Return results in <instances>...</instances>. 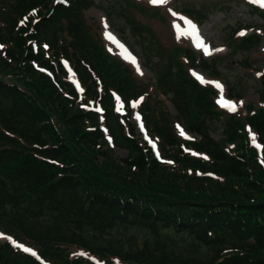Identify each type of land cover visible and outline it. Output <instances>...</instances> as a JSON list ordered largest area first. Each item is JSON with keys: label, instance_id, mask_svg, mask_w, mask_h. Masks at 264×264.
I'll return each mask as SVG.
<instances>
[{"label": "trees", "instance_id": "1", "mask_svg": "<svg viewBox=\"0 0 264 264\" xmlns=\"http://www.w3.org/2000/svg\"><path fill=\"white\" fill-rule=\"evenodd\" d=\"M94 5L0 0L1 231L48 264H96L88 256L104 264H264V106L245 117L220 110L216 92L190 73L206 71L208 61L189 47L176 48L177 86L156 80L139 88L129 66L107 52L87 23ZM32 8L40 11L36 24L19 27ZM253 39H240V47ZM260 83L264 103V78ZM114 91L127 103L125 116L115 110ZM139 95L148 96L141 113L164 163L131 119L128 101ZM92 104L101 111L84 108ZM178 122L199 137H182ZM219 123L223 135L215 139ZM112 145L127 157L115 156ZM8 173L13 192L4 183ZM138 233L153 239L139 243ZM0 264L41 263L0 241Z\"/></svg>", "mask_w": 264, "mask_h": 264}, {"label": "rangeland", "instance_id": "2", "mask_svg": "<svg viewBox=\"0 0 264 264\" xmlns=\"http://www.w3.org/2000/svg\"><path fill=\"white\" fill-rule=\"evenodd\" d=\"M95 4L86 14L88 23L101 39L104 37L112 53L132 66L139 88L156 80L162 81L166 89L177 86L174 80L179 64L175 49L177 45L191 46L198 59L208 61L209 67L206 71L199 68L194 76L202 78L197 79L203 86L219 90L218 102L224 111L245 117L253 109L264 106L259 97L260 79L264 76V20L261 16L264 7L260 0H166L165 3L95 0ZM241 28L247 30L236 35V30ZM252 34L258 39H253L249 47L241 48L240 37ZM122 82L131 87L123 77ZM231 88V93L237 95L236 103L229 99ZM164 99L174 110L168 98ZM221 99L225 105L234 104L236 110L222 106ZM212 135L215 139L222 137L221 123L215 126ZM116 152L119 157L126 154L118 149ZM9 175L4 183L13 192ZM10 200L5 201L3 212L6 214L13 207ZM36 210L39 207L35 206ZM48 211L43 208L40 218H48ZM137 236L139 243L146 237L153 239L148 234L138 233Z\"/></svg>", "mask_w": 264, "mask_h": 264}, {"label": "snow or ice", "instance_id": "3", "mask_svg": "<svg viewBox=\"0 0 264 264\" xmlns=\"http://www.w3.org/2000/svg\"><path fill=\"white\" fill-rule=\"evenodd\" d=\"M153 3H165L166 0H152ZM260 4L262 7H264V0H260ZM191 23V22H189ZM193 28L195 27L194 25L192 26ZM109 39H112V37L109 35ZM139 70V69H138ZM198 79H202L201 77H197ZM218 88H222V86H220L219 84L216 85ZM221 103H222V106H228L231 108V110L235 111L236 110V107L234 104H228V105H225V103L223 102V99H221ZM253 139H255V137H253ZM19 246V245H18ZM24 251H30V249H27V248H24Z\"/></svg>", "mask_w": 264, "mask_h": 264}]
</instances>
